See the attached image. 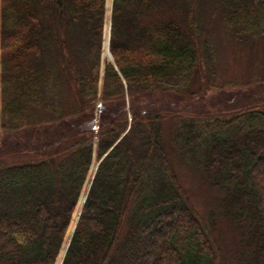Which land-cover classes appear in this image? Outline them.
<instances>
[{"label": "trees", "instance_id": "trees-1", "mask_svg": "<svg viewBox=\"0 0 264 264\" xmlns=\"http://www.w3.org/2000/svg\"><path fill=\"white\" fill-rule=\"evenodd\" d=\"M196 2L112 0L100 87L106 0H0V264H54L94 154L61 264H218L177 168L215 189L231 264H264V99L193 98ZM215 2L233 34L264 36V0Z\"/></svg>", "mask_w": 264, "mask_h": 264}, {"label": "rangeland", "instance_id": "rangeland-1", "mask_svg": "<svg viewBox=\"0 0 264 264\" xmlns=\"http://www.w3.org/2000/svg\"><path fill=\"white\" fill-rule=\"evenodd\" d=\"M195 14L200 27L205 63L202 68L190 75V90L203 92L193 98L201 100V104L206 103L202 105L204 107L228 104L229 109L264 99V36L257 33L253 36L233 34L234 32L223 24L215 0H197ZM100 61L101 73L105 62H112V59L103 60L100 52ZM210 98L217 102L209 104ZM166 103L164 106H169L173 110H184L179 106L182 104L180 101L170 98ZM191 105L190 109H186L191 110L187 113L197 111L196 106L200 107ZM95 114L99 121V104ZM164 127L167 132L170 131L171 122L167 120ZM94 160L97 162L96 157L92 161ZM176 170L201 220L207 225V229L211 230L216 241V262L231 264L234 254L240 249L239 234L227 221L219 217L215 189L187 168Z\"/></svg>", "mask_w": 264, "mask_h": 264}, {"label": "bare ground", "instance_id": "bare-ground-1", "mask_svg": "<svg viewBox=\"0 0 264 264\" xmlns=\"http://www.w3.org/2000/svg\"><path fill=\"white\" fill-rule=\"evenodd\" d=\"M111 4H112V0H106V16H105V21H104V28H103V37H102V50H101V58L104 59H110V54H109V35H110V12H111ZM96 167V161H92L91 167L88 171V175L86 178V181L83 185L78 203L76 205L75 211L73 213L72 219L70 221L69 227H68V232L66 234V237L64 239V242L62 244V247L60 249L59 254L57 255L56 258V262L55 264H60L63 254H64V250L66 248V245L68 244V241L70 239V234L72 232V229L74 228V224L76 222V219L78 217L79 211H80V207L84 201V198L86 196L90 181L92 179V176L94 174V170Z\"/></svg>", "mask_w": 264, "mask_h": 264}, {"label": "water", "instance_id": "water-1", "mask_svg": "<svg viewBox=\"0 0 264 264\" xmlns=\"http://www.w3.org/2000/svg\"><path fill=\"white\" fill-rule=\"evenodd\" d=\"M108 50H109V49H108ZM109 54H110V57H111V59H112V55H111L110 51H109ZM102 74H103V71L101 72L100 86H101V83H102ZM105 154H106V153H105ZM103 156H104V155H103ZM101 158H102V157H101ZM100 160H101V159H100ZM100 160H99V161H100ZM99 161H97V164H96V167H95L94 173H95V171H96V168H97V165H98ZM93 176H94V174H93ZM93 176H92V178H93ZM91 182H92V179H91V181H90L89 187H90V185H91ZM89 187H88V190H89ZM88 190H87V192H88ZM86 195H87V193H86ZM85 198H86V196H85ZM85 198H84V200H85ZM83 203H84V201H83ZM83 203H82V205H81V207H80V211H81V208H82V206H83ZM80 211H79V214H80ZM79 214H78V217H79ZM78 217H77V219H78ZM77 219H76V222H75V224H74V228H75V226H76ZM74 228L72 229V232H71V234H70V239H71V236H72V234H73ZM66 234H67V233H66ZM66 234H65V237H66ZM65 237H64V239H65ZM70 239H69V241H70ZM69 241H68V244H69ZM63 242H64V240H63ZM68 244L66 245V248H65V250H64V254H65V251H66V249H67ZM64 254H63V256H64ZM62 258H63V257H62ZM61 261H62V260H61ZM60 264H61V262H60Z\"/></svg>", "mask_w": 264, "mask_h": 264}]
</instances>
